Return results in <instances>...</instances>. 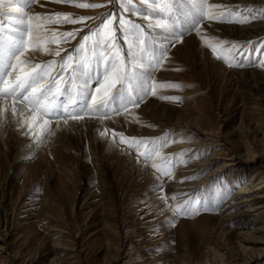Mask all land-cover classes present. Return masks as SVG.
I'll return each instance as SVG.
<instances>
[{"label":"rangeland","instance_id":"374dc122","mask_svg":"<svg viewBox=\"0 0 264 264\" xmlns=\"http://www.w3.org/2000/svg\"><path fill=\"white\" fill-rule=\"evenodd\" d=\"M211 1L213 0H209V2ZM39 2L46 3L51 7L52 12L50 14L54 12L71 13L75 17H102L104 14L114 10V5L109 3V0H78V2L103 5L102 7L87 9L76 7L74 4L57 3L55 0H39ZM115 7H118V5H115ZM234 9L238 10V12H235L233 16L224 20L213 21L227 26H241L249 25L264 19V7L255 8L253 6L243 5L242 7L240 6ZM94 11H99V15L96 14L94 16L89 14ZM224 11L228 12L232 10ZM241 14L255 18L250 19L249 22H237L239 19H242ZM124 15L125 18L132 19L142 26H146L148 23V21H145L142 17L133 16L130 13H124ZM100 22L99 19H91L82 23L53 25L51 27L60 32H67L70 27L81 25L80 29L82 30L79 34H81L82 37V35L88 34L89 26H95ZM202 25L201 31L203 34ZM115 26L116 22L114 21L113 27ZM82 31H85V33L82 34ZM79 34L76 39L70 40L68 43L62 45V47L71 51L73 46L76 47L79 43L75 44ZM117 35H119V33H117ZM198 40L200 45L209 51L210 66L208 65L209 67L207 66L206 70L204 68V53L200 52L201 55L196 53L186 56L187 47ZM224 41L235 44L239 43V52L244 53V55L241 56L237 54L236 59L240 61L241 66L229 67L223 59H217L210 48L204 44L202 35L197 32H191L185 35L183 41L176 43L174 47L169 45L168 58L154 73V76L157 82L177 84L179 87L158 89V95H149L139 104V107L130 108L127 112L114 114L110 118L101 120V128L98 131L100 133L103 132L104 135L99 133L97 136L98 143H107L109 148H111L110 151L112 150L115 152V155L118 157L130 156L129 158L132 164L136 163L138 171L147 172L153 176V179H155L153 184L155 185L158 183L156 177L159 176L160 173L151 167L152 161L145 164L142 157L138 160L137 150L129 148L127 140L132 138L153 140L171 132L173 133L172 139L177 137L178 142L188 141L190 144H195L194 142L198 143L200 140H203L199 146H191L187 150L180 152L186 153L185 156L188 155L191 148H194L196 152H198L199 159L213 154L217 155L214 162L215 164L229 159L232 155V151L228 150L225 152V148L222 146L224 144L223 139L229 132L235 133L239 122L236 120L235 114H226L222 112V110L229 104L234 107V110H238L242 104V98L239 89H237L239 88V79L231 75L230 72H234V70H250L253 68L264 71V67L260 64V61L264 60V49L261 48V45L264 44V39L258 38L251 41H243L240 39L235 42L226 39ZM121 44L123 46L122 41ZM228 46L230 45H226L225 47ZM53 47H55V45H53ZM65 54L66 53L62 52V55ZM248 76L249 75L244 77V81L254 86V80L251 78V75ZM208 87H211L210 92H207ZM227 88L229 90L225 93ZM161 96H178L181 99L179 101L164 100L160 98ZM223 101L224 103H222ZM149 102L156 105L157 110L160 111H163L165 107L177 108L180 110V113H184L189 109L200 111L203 114V127L205 129H213L215 133L210 136L201 137L194 129L184 128V126L180 125L181 127L179 126V129L166 130L162 135L137 136L130 129V126L135 124L144 127V109H146V111L148 110L147 112L152 109V104L149 105ZM115 122L117 123L115 124ZM130 130L132 132L129 133ZM122 137L125 138L124 142H121ZM82 141L85 144L83 153H78L75 145L74 147H69L67 142H64L65 144L63 143V147L61 148V157H55L51 152H48L46 156L48 161L44 163L39 162L38 156L46 150L40 151L29 158L26 165H21V162L13 165L10 156L0 158V187L5 181L7 182V186L2 193L4 196L3 205L6 207H3V205L0 207V221L3 223L5 218H7L13 223L11 226L12 229L9 230L10 233L2 237L3 240H1L6 244L9 250L5 255H1L2 258H0L5 264H11L9 252L11 255L18 254L24 259L26 254L31 250V239L27 242V235H23L25 231L28 234L34 231L32 237L35 240L44 239L46 242H52L60 238L61 241L67 244H70L71 241L73 242L74 240L77 244V248L82 252L81 255L84 264H102L106 260L104 256L105 240L118 239V236L112 235V233L104 228L106 221L102 212L105 209L102 206L103 198L101 195V183L103 178L101 175L99 157L92 154L90 149V137L88 138L87 135H84ZM72 143L74 144L75 141H72ZM171 145L172 143L164 147L162 153ZM150 146L151 145H149V147ZM141 150H143V148H141ZM22 155L23 154H21L19 158H21ZM156 162L162 163L160 158H156ZM181 165L182 164H180V166ZM247 165V170L242 172L240 176L239 174L235 175L234 171L229 169L225 173L220 174L219 177L211 180L206 188L203 187L205 190L196 192V195H182L184 197H178V199H176L178 202H176L171 199V196L166 191V184L176 179L180 169L178 165L175 167L172 177H161L163 193L167 197L166 203L158 198V193L153 189V192L149 193L147 192V188L142 190V188L132 187L134 179L138 180V178H141L137 173L130 179L124 180L118 172L114 171L115 168L113 167L112 187L116 195L117 204L115 215L121 227L120 237L122 238L120 244L113 242L115 246L119 244L121 247L118 264H184L183 262H176L173 259L174 253L176 249L180 247V242L182 241L184 245L186 244L184 251L189 249L190 255H194L197 264H207L208 259H210V257L212 258V255H210L212 248L222 249L224 247L232 251H237L238 244L235 239L220 234L218 224L212 222V224H206V220L201 219H203L205 215L218 214V210L232 195L234 190H236L243 181L250 178L255 169H257L258 173L264 175V165L261 164L259 160L249 162ZM17 166L20 167L14 169ZM213 168H215V166ZM49 174L54 175L59 189L61 188L59 197L54 196L51 192L46 193V184ZM25 180V192L23 193L24 195L19 198L20 188ZM78 187H81V190L77 194ZM260 192V195L264 194V190ZM46 194L50 206L54 205L56 208V210H54V212H56V217H49L46 214L47 212H53V209H50V207H44L43 200ZM186 200H199L201 211L198 213H189L188 215L174 216L170 207L174 209L178 204ZM161 206H164L163 213L166 216L164 220L160 218L157 212ZM243 210L246 212V209ZM155 219L158 221V224L147 227L143 231L142 226L151 224ZM185 222H191L192 225L182 226L181 224ZM205 226L206 228H204ZM226 226L230 230L234 229V227H231V224ZM71 232L73 234L72 236ZM164 232L168 233L164 237L163 242L154 243L153 238L160 236ZM242 232L245 233L246 231L244 230ZM20 235L22 237H20ZM54 236L59 238H55ZM109 236L112 238H109ZM45 258H48L45 263L39 264H47L51 256L48 255ZM18 264H25V262ZM251 264H256V262L253 261Z\"/></svg>","mask_w":264,"mask_h":264},{"label":"snow or ice","instance_id":"6c2138e0","mask_svg":"<svg viewBox=\"0 0 264 264\" xmlns=\"http://www.w3.org/2000/svg\"><path fill=\"white\" fill-rule=\"evenodd\" d=\"M55 2L82 9L103 6L78 0ZM38 3L39 0H0V104L3 105L0 115L8 112L11 101V115L19 114V127H26L23 134L33 136L36 144L45 143L61 124L68 126L69 121L79 123L86 118H110L139 107L149 95H158V89L179 87L157 82L154 73L168 58L169 45L174 47L191 32L202 35L204 44L217 59H223L229 67L241 66L236 55L244 53L239 52L238 44L205 36L201 31L204 21L224 20L238 10L226 12L224 6L209 0H109L114 10L96 18L60 12L30 14ZM124 13L142 17L148 23L142 26L125 18ZM241 16L237 22L255 18ZM91 19L101 22L89 26L88 34L71 51L62 45L76 39L82 29L60 32L51 27ZM261 48L264 49V44ZM38 53L59 59L36 62ZM260 64L264 67V60ZM172 135L170 132L153 140H127L129 148L137 150L138 160L142 157L145 164L152 161L151 167L160 173L153 190L164 203L167 197L161 177H172L176 166L187 163L186 153L163 155L162 149L176 142ZM156 158L162 163H157ZM192 158L199 157H189ZM171 199L177 197L172 195ZM199 205V200H186L174 209L169 207L175 216L198 213Z\"/></svg>","mask_w":264,"mask_h":264},{"label":"bare ground","instance_id":"6f19581e","mask_svg":"<svg viewBox=\"0 0 264 264\" xmlns=\"http://www.w3.org/2000/svg\"><path fill=\"white\" fill-rule=\"evenodd\" d=\"M210 3L222 5L224 6V10H234V8H238L240 6L242 7L243 5L253 6L255 8L264 7V0H213ZM51 12V7L48 4L39 2L33 7V12L30 14L49 15ZM98 13L99 11H94L93 13L89 14L95 16ZM80 28L81 25H76L70 27L68 31ZM202 29L203 35L205 36L215 37L222 40L228 39L232 40V42L238 41L240 39L243 41H251L258 38L264 39V19L258 20L255 23L249 25L241 26H227L218 24L214 21H205L202 25ZM83 33H85V31H82V34ZM80 39L81 34H79L75 44L80 42ZM199 45L200 43L198 40L187 47L186 56L190 54L194 55L196 53L201 55L200 52L204 53V68L206 70L207 66L210 63L208 53L209 51ZM73 48L75 47L73 46ZM54 58L55 57H53L52 55H44L38 53L35 56V61H47ZM230 74L239 79V88L237 89H239L242 98V104L238 110H234V107L232 105L230 106V104L225 106L222 110V112L226 114H235L236 120L239 122L235 133L229 132L223 139L224 144L222 146L225 148V152L228 150L232 151V155L226 161L215 164V158L217 157L216 154L208 155L203 159H189V157H199L198 152H196L194 148H191L188 152V155L184 157L187 163L182 164L181 166L179 165V171L177 169L179 173H177L178 175L176 176V179H173L172 182H168V184H166V191L170 196L175 195L178 199V197L180 198L182 195L195 194L200 190L203 191L205 190L203 187L206 188L211 180L219 177L220 174L225 173L229 169L234 171L235 175L239 174L240 176L242 172H245L247 170V164L249 162H255L259 160V162L264 165V71L259 70L258 68H253L250 70L241 71L234 70V72L231 71ZM247 75H251V78L255 83L254 86H251L249 85V83L244 81V77H246ZM228 90L229 89L227 88L225 93H227ZM210 91L211 87H208L207 92ZM222 103H224V101ZM149 105L152 106V109H150L149 112H147L148 110L146 111V109H144V127L135 124L130 126V129L137 136L162 135L166 130L169 131L171 129H179L181 127L180 125L184 126V128L194 129L201 137L210 136L215 133V130L205 129L203 127V114L200 111L189 109L184 113H180V110L174 107H165L163 111H160L157 110V106L153 105V103L149 102ZM0 107H3V105L0 104ZM8 108V112L0 115V158L10 156L12 158L13 165H16L19 162L22 163L21 165H26L29 158L43 150L46 151L38 156L39 162L44 163L48 161L46 157L48 152H51V154L55 157H61V148L63 147L62 144L64 142H67V145H69V147H74L75 145L76 151L78 153H83L85 144L82 141V138L84 135H87L88 138L90 137V149L93 155L99 157L98 159L101 165V167L99 166L101 168V175L103 178L101 183V195L103 198L102 206L105 209L102 212V215L104 216V219L106 221L104 224V228L112 233V235L118 236V239L105 240L104 256L106 260L102 264H118V258L121 248L119 244L122 238L120 237L121 227L119 226V222L115 215L117 204L116 195L112 187V168L114 167V171L118 172L124 180L130 179L137 173L138 176H141V178H138V180L134 179L132 187L142 188V190L147 188V192L149 193L153 192L152 189H154L155 186V184H153L155 182L153 176L150 173L138 171L136 163L132 164L129 158L130 156L118 157L117 155H115V152H113L112 150L110 151L111 148H109L107 143H98L97 136L100 133L98 130H100L101 128V120L86 118L79 123L69 121L68 126H64L63 124H61V127L55 131V135L50 136L45 143L36 144L34 142L33 136H26L23 134L25 131H27V128L19 127V114L15 117L11 115V101L8 102ZM116 123L117 122H115V124ZM53 127H55L54 123ZM131 130L129 131V133L132 132ZM173 140L176 142L172 143V145L165 150V152L163 153L164 156L179 154L181 151L187 150L191 146H199L201 141H203L200 140V142L198 143L194 142L195 144H190V142L188 141L178 142L177 137H175ZM72 141H75V143L73 144ZM21 154L23 155L21 158H19ZM214 166L215 168H213ZM18 167L20 166H17L14 169ZM239 180L241 181L240 178ZM6 186L7 182L5 181L0 187V207L4 204V196L2 193L4 192ZM25 187L26 180L20 188L19 198L24 195L23 193L25 192ZM60 190L61 188L59 189L57 182L54 179V175L49 174L46 184V193L51 192L54 196L59 197ZM80 190L81 187H78L77 194ZM261 190H264V175L262 173H258L257 169H255L253 175L243 181L241 185L236 190H234L232 195L218 210V214L205 215L204 218L201 219L206 220V224H209L211 222L214 224H218L220 234L225 237H232V239H235L238 244L237 251H232L224 247L220 249L218 248V246V249L212 248V252L210 254L212 255V258L210 257V259H208L207 264H251L253 261H255L256 264H264V194L260 195ZM43 204L45 208L50 207V209H53L52 213H46L47 216L56 217V212H54L56 208L54 207V205L50 206L47 194L45 196V199L43 200ZM3 207L6 206L3 205ZM243 209H246V212H244ZM157 212L162 220L166 218L165 214L163 213L164 206H161ZM12 224V221L8 220L7 218H5V221L3 223L0 221V258H2L1 255H5L9 251L6 244L1 240H3L2 237L10 233L9 230L12 229ZM157 224L158 221H156L155 219L151 224L143 225V231L147 227H152ZM229 224H231V227H234V229L230 230L226 226ZM181 225L191 226L192 224L191 222H185ZM204 228H206V226ZM244 230L246 231L245 233L242 232ZM33 232L28 234L25 231V234H23L27 235V242L29 241V239H31V250L26 254L24 259H22L18 254L11 255L9 252V259L11 264L24 262L25 264L45 263V261L48 259L45 257L48 255L51 256V258L47 264H84L83 257L81 255L82 252L79 251L74 240L73 242L71 241L70 244L64 243L60 240L59 237L56 236L54 237L59 239L52 242H46L44 239L35 240L32 237ZM167 233L168 232H164L160 236L153 238V242H163V239L167 235ZM21 235L20 237L23 236ZM72 235L73 234L71 232V236ZM110 236L109 238H112ZM113 242L119 244L115 246ZM185 245L183 244V241L180 242V247L176 249L173 259L176 262H183L184 264H197L194 255H190L189 249L184 251ZM0 264L5 263L4 261L0 260Z\"/></svg>","mask_w":264,"mask_h":264}]
</instances>
